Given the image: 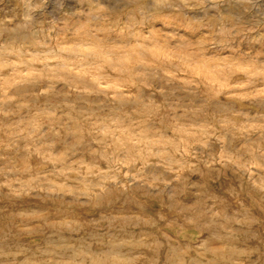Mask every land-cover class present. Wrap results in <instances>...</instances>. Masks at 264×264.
<instances>
[{
  "label": "rangeland",
  "instance_id": "obj_1",
  "mask_svg": "<svg viewBox=\"0 0 264 264\" xmlns=\"http://www.w3.org/2000/svg\"><path fill=\"white\" fill-rule=\"evenodd\" d=\"M117 128L162 133L193 168L150 165L169 183L99 196L96 141ZM249 186L264 188V0H0V261L146 264L162 243L264 264Z\"/></svg>",
  "mask_w": 264,
  "mask_h": 264
},
{
  "label": "clouds",
  "instance_id": "obj_2",
  "mask_svg": "<svg viewBox=\"0 0 264 264\" xmlns=\"http://www.w3.org/2000/svg\"><path fill=\"white\" fill-rule=\"evenodd\" d=\"M55 3L63 7V0H55ZM52 18L57 19L55 16ZM82 131L88 132L89 135L103 134L99 126ZM109 135L112 137L110 141L107 138L96 141L101 145V150L97 154L101 159L109 161L106 171L95 172L98 180L92 185V189L99 196L135 201L138 197L150 193L153 188L169 183L164 179L163 173L175 171L177 173L175 179L180 180V173L185 169L193 168L188 155L170 141H165L162 133H151L150 138V133L145 130L143 133H137L135 138L122 139L123 133L117 128ZM109 152H111L110 155ZM150 165L163 169V173L154 175L147 172L146 169ZM124 169L128 171L125 172ZM249 191L258 198L261 205H264V188L249 186ZM145 247L152 250L151 259L146 264H192L182 249L173 251L162 243H157L155 246L147 244ZM21 254L19 250L8 252L0 264H25V261L19 259ZM136 259L139 258H133L126 264H135ZM239 264H246V262L240 261Z\"/></svg>",
  "mask_w": 264,
  "mask_h": 264
},
{
  "label": "bare ground",
  "instance_id": "obj_3",
  "mask_svg": "<svg viewBox=\"0 0 264 264\" xmlns=\"http://www.w3.org/2000/svg\"><path fill=\"white\" fill-rule=\"evenodd\" d=\"M77 54V53H76ZM81 66V65H80Z\"/></svg>",
  "mask_w": 264,
  "mask_h": 264
}]
</instances>
